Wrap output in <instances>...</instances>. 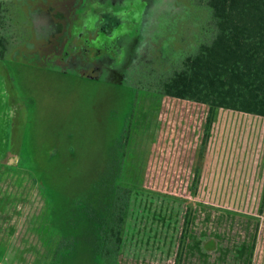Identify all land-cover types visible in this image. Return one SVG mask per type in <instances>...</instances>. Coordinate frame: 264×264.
Returning <instances> with one entry per match:
<instances>
[{
    "label": "rangeland",
    "instance_id": "obj_1",
    "mask_svg": "<svg viewBox=\"0 0 264 264\" xmlns=\"http://www.w3.org/2000/svg\"><path fill=\"white\" fill-rule=\"evenodd\" d=\"M17 1L21 37L0 59V264H49V226L73 233L122 152L136 178L121 264H175L188 212L179 264H264V117L217 109L200 160L209 107L137 85L193 46V1ZM84 26L95 40L120 28L117 58L77 53L66 34ZM75 249L64 264H92L90 246Z\"/></svg>",
    "mask_w": 264,
    "mask_h": 264
},
{
    "label": "trees",
    "instance_id": "obj_2",
    "mask_svg": "<svg viewBox=\"0 0 264 264\" xmlns=\"http://www.w3.org/2000/svg\"><path fill=\"white\" fill-rule=\"evenodd\" d=\"M192 1L198 18V22L195 20L193 46L185 49L187 45L183 43L184 49L176 62L150 70L140 77L137 85L154 92L156 98L170 96L209 107V115L204 122L205 136L198 148L201 160L205 156L207 137L211 134L217 109L264 117V0ZM18 6L17 0H0V59L21 37ZM84 31V37L80 38L77 32L73 33L74 39L97 35L94 30L85 28ZM126 137L122 134L121 142H126ZM124 154L115 153L100 180L92 179L94 182L90 190L95 191V195L91 194L93 201L86 204L85 215L78 220H70L73 233L61 225L57 230L49 226L47 237L53 235L58 242L49 264H64L77 252L75 246L81 241L91 248L92 264H121L124 222L130 210L133 191L130 179L136 178L124 165ZM202 168L203 165L194 167L190 186L192 194L196 193ZM263 191L261 196L264 195ZM220 192L222 197L226 194L229 198L227 190L219 189L213 194L218 197ZM43 193L51 203L45 191ZM262 210L263 203H260L258 212ZM190 223L191 213L188 212L184 218L175 264L183 260ZM79 227L84 234L82 239L77 235ZM62 231L64 234L60 233Z\"/></svg>",
    "mask_w": 264,
    "mask_h": 264
},
{
    "label": "flooded vegetation",
    "instance_id": "obj_3",
    "mask_svg": "<svg viewBox=\"0 0 264 264\" xmlns=\"http://www.w3.org/2000/svg\"><path fill=\"white\" fill-rule=\"evenodd\" d=\"M100 19H102L101 22L103 23L104 18L102 17L99 18V20ZM85 28L86 27L84 26L83 30H79L77 32L79 38L84 37ZM72 33L73 32L70 33L69 31L68 34H66L67 35L66 41L69 42L72 46H76L78 49L76 48L74 50H76V52L79 53L80 55L82 54L87 58H94L101 53H105L109 57L117 58L121 31H117L114 33L113 31L105 32V33L103 32V36L98 40H95V38H90V37L87 39L82 38L80 40L79 38L74 39V35Z\"/></svg>",
    "mask_w": 264,
    "mask_h": 264
}]
</instances>
